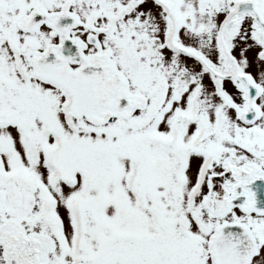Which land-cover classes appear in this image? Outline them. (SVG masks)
Masks as SVG:
<instances>
[{
  "label": "snow or ice",
  "instance_id": "6c2138e0",
  "mask_svg": "<svg viewBox=\"0 0 264 264\" xmlns=\"http://www.w3.org/2000/svg\"><path fill=\"white\" fill-rule=\"evenodd\" d=\"M0 264H264V0H0Z\"/></svg>",
  "mask_w": 264,
  "mask_h": 264
}]
</instances>
